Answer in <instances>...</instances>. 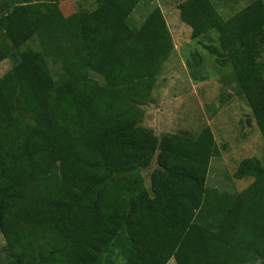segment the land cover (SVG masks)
<instances>
[{"label":"trees","instance_id":"trees-1","mask_svg":"<svg viewBox=\"0 0 264 264\" xmlns=\"http://www.w3.org/2000/svg\"><path fill=\"white\" fill-rule=\"evenodd\" d=\"M139 1L64 14L59 0H0V62L12 63L0 76V264H264V162L240 161L234 177L252 178L240 191L208 187V127L158 136L142 124L173 39L157 4L129 25ZM177 8L191 38L217 34L206 47L264 141V0L228 18L211 0Z\"/></svg>","mask_w":264,"mask_h":264},{"label":"rangeland","instance_id":"rangeland-1","mask_svg":"<svg viewBox=\"0 0 264 264\" xmlns=\"http://www.w3.org/2000/svg\"><path fill=\"white\" fill-rule=\"evenodd\" d=\"M182 0H140L128 17L130 26H139L151 8L157 4L173 39V49L156 75L149 98L141 105L142 124L161 136L164 133L186 132L191 136L208 127L217 155L211 157L207 186L221 191L235 192L245 188L251 177L235 178L240 161L257 157L264 162V141L250 107L238 91L232 69L217 59L207 47L218 46L217 34L191 38V28L179 17L177 4ZM222 18H228L253 0H211ZM96 0H59L64 14L78 9H91ZM264 61V49L258 58ZM12 63L0 62V76ZM56 78L59 66L49 61ZM97 77V75H94ZM98 78V77H97ZM157 166L153 161L141 173L147 187L150 174ZM5 240L0 233V259L4 257ZM166 264H176L171 258Z\"/></svg>","mask_w":264,"mask_h":264}]
</instances>
